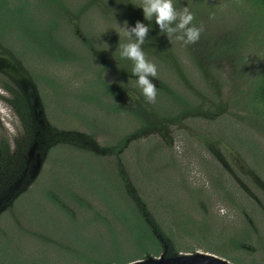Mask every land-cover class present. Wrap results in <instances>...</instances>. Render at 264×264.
Here are the masks:
<instances>
[{
  "label": "rangeland",
  "instance_id": "1",
  "mask_svg": "<svg viewBox=\"0 0 264 264\" xmlns=\"http://www.w3.org/2000/svg\"><path fill=\"white\" fill-rule=\"evenodd\" d=\"M31 1L36 3V0ZM61 1L75 12L77 6L84 5L88 0ZM131 1L140 11L143 0ZM13 2L10 0L11 4ZM173 4L177 10L187 7L194 16L193 25L202 31L198 41L193 44L177 40L178 34H173L170 41L166 37V45L172 51L169 57L144 52L146 60L153 63L157 70L155 79H150L158 89H162L157 91L156 100L151 104L145 101L137 84L131 85L132 81L122 77L121 72H128L130 62H122L116 57L119 51L107 36L108 33L117 32L125 38L129 37L124 30L125 21H115L112 15L115 12L111 7L101 5L105 12H111L107 16L97 9L89 8L81 23L84 32L90 33L95 39L98 56L89 55L79 42L74 41L65 25L59 26L56 37L58 44L69 54L62 62L51 60L48 56L47 59H28L25 64L18 63L13 54L0 49V68L7 69L10 65L7 66L6 61H9L20 69L14 72L11 66L13 76L0 71V172L3 175L0 186L8 184L3 201V205L7 204L6 210L17 204L15 200L19 198L18 195L8 205L7 201L15 193L9 189L22 179L24 184L28 181L24 175L33 145L29 147L27 143L24 121L17 112L15 99L1 82L12 81L14 77L17 82L28 84L32 81L35 84L31 71L48 77L56 86L58 95L43 82L35 84L45 122L58 129L59 134L73 135L68 136L71 143L64 141L55 144L51 152L52 147L46 148L48 144L44 140L45 149L42 154L45 153L46 158L28 191H34V186L38 190L51 186H58L60 190L66 188L87 201L94 210L102 213L106 211L104 203L89 190L84 178L103 186L110 177L114 179L115 155L110 149L123 136L133 134L142 126L132 112L136 105L140 108L139 116H150L152 122L167 115V111L171 115L180 113V104L164 91L168 88L191 104L195 112L199 110L201 113L194 117L188 116L181 122L164 124L131 140L120 153L124 174L136 184L142 199L158 208L159 215L165 221L171 222L174 217L163 214V205H173L178 213L183 212L198 222L208 217L211 230H220L218 225H222L221 229L241 225L245 219V208L241 203L236 205L229 198L219 196L215 181L219 179L223 183L221 190H224L225 184L228 183L229 188L233 178H236L239 184L253 190L255 195V180L264 182V118L257 115L250 106L251 91L264 64V29L254 28V24L261 19V13L246 0H173ZM40 17L44 21L43 27H46L52 15L44 12ZM126 19L130 26H134L128 17ZM79 34L83 37L82 31ZM197 43L203 49L196 50ZM219 44L237 50L225 59L214 51ZM109 52L112 55L108 56ZM100 70L105 83L126 89L116 99L107 93L100 95L103 105L87 102L83 96L91 94L97 86V71ZM98 89L101 90V86ZM28 93H32L31 88ZM104 104H119L124 111L112 113L105 109ZM218 109L221 111L211 120L205 115ZM33 110L38 113L41 111L34 106ZM87 136L93 139L88 138L89 143L84 141L85 146L80 138ZM2 144L8 151L3 163ZM91 145H95L99 157L83 151ZM195 190L202 192L198 204L202 209L196 207V199L191 197L190 192ZM26 220L21 219L24 222L22 226L30 229ZM257 221L255 217L254 222ZM0 227L11 236L19 234L10 217L0 221ZM258 230L264 236L263 223ZM181 239L197 247V252L205 253L191 239L184 236ZM256 248L260 249L255 258L262 261L260 251L264 247L256 245ZM245 257L254 258L248 254Z\"/></svg>",
  "mask_w": 264,
  "mask_h": 264
},
{
  "label": "trees",
  "instance_id": "2",
  "mask_svg": "<svg viewBox=\"0 0 264 264\" xmlns=\"http://www.w3.org/2000/svg\"><path fill=\"white\" fill-rule=\"evenodd\" d=\"M246 1L259 9L261 13V19L254 24V28L264 29V0ZM101 5L112 8L115 12L112 14L115 21H127L128 17L133 24L137 21L146 25L149 23L150 33L142 46L143 52H151L158 57H169L172 54L171 48L166 45V36L160 33L154 18L153 21L144 20L142 10L138 11L131 0H88L84 5L77 6L75 12L69 10V7L61 0H36L35 4L31 0H14L12 4L10 0H0V49L13 54L18 63L25 64L28 59H47L48 56L51 60L62 62L68 53L58 44L56 37L59 26L65 25L69 28L74 41L79 42L89 55L98 56L95 39L90 33L84 32L81 23L89 8L97 9L106 16L111 13L105 12ZM44 12L52 15L46 27H43L44 21L40 17V14ZM79 31H82L83 37L80 36ZM107 37L118 51L119 42L121 44L130 42L129 38L117 32L108 33ZM198 48L203 49V46L197 43L195 49ZM215 49L214 51L225 59L230 58L229 55L237 50V48L231 49V46L220 44L216 45ZM110 54L109 52L108 56ZM116 57L122 62L126 61L122 60L119 54ZM129 62L128 72H121V74L123 78L132 81L130 82L132 85L136 84L135 79L138 77L131 75L132 62ZM30 73L35 84L43 82L56 92V86L51 79L33 74L31 71ZM97 75L96 84L98 87L101 86V90L95 86L91 94L83 95L87 102L103 105L99 99L100 95L107 93L116 99L126 90L122 86L113 87L105 83L101 70L97 71ZM11 80L13 82L5 80L6 83L1 82V84L16 101L17 112L24 121L29 147L37 141L41 144L39 152H42L45 149L42 143L47 140L46 148L52 147L51 152L55 144H62L64 141L71 143L68 136L72 137L73 133L59 134L58 129L47 122L44 127L39 125L33 110L34 98L30 93L24 92L21 85L16 84L13 78ZM160 90L162 89L157 88V91ZM164 91L180 104L182 108L180 113L171 115L167 111V115L152 122L149 119L150 116H139L140 108L136 105L132 112L142 126L133 134L123 136L117 145L110 149L115 155L114 179L110 177L107 184L103 186L84 178L89 190L102 200L106 211L102 213L94 210L87 201L66 188L60 190L58 186H51L38 190L37 186H34V191H28L30 184L29 186L26 183L22 184V189L27 188L21 190L20 193L23 191L21 194L18 192L19 198L15 200L18 203L0 215L1 222L8 217L12 218L19 232L14 237L5 233L0 227V264H128L130 259L137 257L144 260L149 257H160L165 249L168 257L196 253L197 247L184 243L181 236L199 244L200 249H203L205 253L216 255L233 264H264V239H262L264 236L258 230V227L264 224V182L262 183V180H255L256 195L253 190L239 184L236 178H233L232 186L229 188L226 183L224 190H221L223 183L219 179L215 181L219 196L229 198L236 205L242 204L245 208L243 209L245 219L239 227L221 229L222 225H218L220 230H211L208 217L198 222L183 212L178 213L173 205L166 207L163 205V214L165 216L171 214L174 217L171 222L165 221L159 215L158 208H155L153 203L142 199L135 187L136 184L124 174L120 164V153L131 140L138 139L144 133L162 127L164 124L181 122L188 116L194 117L201 113L199 110L195 112L191 104L182 100L170 89L166 88ZM55 94L58 95L57 92ZM250 106L257 115L264 118V64L262 73L251 91ZM104 107L115 114L124 111L119 104L115 106L104 104ZM165 111L166 109L163 112ZM220 111L214 110L205 115L211 120ZM88 138L93 139L90 136L80 139L89 143ZM84 145L83 147L86 146ZM91 147L90 150L83 151L99 157L95 145ZM1 151V163H3L8 156V151L3 144ZM1 174L2 172H0V182L3 176ZM103 178L101 179L105 181ZM6 186L8 187V184L0 186V198L7 195ZM190 193L191 197L196 199V207L202 209L198 205L202 192L195 190ZM255 217L258 218L257 223L254 222ZM21 219H27L30 229L23 228L24 222ZM256 245L263 248L260 251L263 255L262 261L255 258L256 252L260 249H257ZM247 254L253 255L254 258L246 259Z\"/></svg>",
  "mask_w": 264,
  "mask_h": 264
},
{
  "label": "clouds",
  "instance_id": "3",
  "mask_svg": "<svg viewBox=\"0 0 264 264\" xmlns=\"http://www.w3.org/2000/svg\"><path fill=\"white\" fill-rule=\"evenodd\" d=\"M142 10L144 20L153 21L158 26L160 33H163L168 40L173 34L177 40L185 44H193L198 41L201 28L193 25L194 16L191 11L184 7L177 10L173 0H143L139 7ZM125 33L130 42L118 43L119 56L122 60L132 62L131 75L138 77L136 84L141 90L145 101L149 104L154 103L157 95V87L152 83V79L157 75L156 66L146 60L142 46L149 36V24L137 21L134 26H130L127 21L123 24ZM144 259L137 257L130 259L128 264H143Z\"/></svg>",
  "mask_w": 264,
  "mask_h": 264
},
{
  "label": "water",
  "instance_id": "4",
  "mask_svg": "<svg viewBox=\"0 0 264 264\" xmlns=\"http://www.w3.org/2000/svg\"><path fill=\"white\" fill-rule=\"evenodd\" d=\"M6 62H8V63H6L7 66L8 65H10V66L7 69L0 68V71L2 73L9 75V76H13V72L11 71L12 69H10L11 66L14 69V72L15 71L19 72L20 69L18 70L16 68V65L13 64V62H11V63L9 61H6ZM11 64H13V65H11ZM14 80L16 81V83H20L19 85H21L24 92L28 93L29 88L32 89V93H30V94H31V97L34 98V107L41 109V111L39 113L34 112L36 115V120L38 121L40 126L44 127L46 125V122L44 120V115H43L44 112H43V109L41 108L42 104H41L40 97H39L38 92H37L36 85L34 83H32V81H29L28 84H26V83H22V82H17V80L15 78H14ZM40 145L41 144L39 142L35 141L32 148H31V152H30L29 159H28V168H27L25 175H24V179H25V177L28 178V182L26 183L27 186H29V184H31L38 177L40 169L42 167V164L46 158L45 153L42 154V152H39ZM34 154H36L35 157H34ZM31 165L33 167L30 168ZM22 184H24L23 179L20 180L18 183H16L12 187V189H9L10 192L15 191L11 200H13L16 196H18V192H20L21 190H25L27 188L26 187L25 189H22ZM5 196L0 198V213L3 212L4 210H6V205H3V201L5 200ZM143 264H233V263L226 260V259L218 257L216 255L209 254V253H201V252L189 253V254H179L176 256L168 257L167 256V250L165 249V251L162 253V255L160 257H156V258L149 257L143 261Z\"/></svg>",
  "mask_w": 264,
  "mask_h": 264
},
{
  "label": "flooded vegetation",
  "instance_id": "5",
  "mask_svg": "<svg viewBox=\"0 0 264 264\" xmlns=\"http://www.w3.org/2000/svg\"><path fill=\"white\" fill-rule=\"evenodd\" d=\"M11 201H12L11 199L9 201H7L8 205L10 204ZM6 206H7V204H6Z\"/></svg>",
  "mask_w": 264,
  "mask_h": 264
}]
</instances>
